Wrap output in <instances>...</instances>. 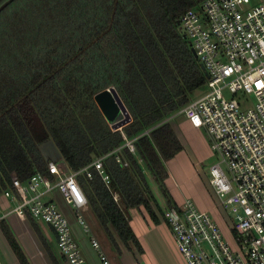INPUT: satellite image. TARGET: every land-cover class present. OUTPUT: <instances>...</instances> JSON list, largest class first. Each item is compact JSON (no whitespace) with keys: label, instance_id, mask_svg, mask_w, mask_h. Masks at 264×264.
<instances>
[{"label":"trees","instance_id":"trees-1","mask_svg":"<svg viewBox=\"0 0 264 264\" xmlns=\"http://www.w3.org/2000/svg\"><path fill=\"white\" fill-rule=\"evenodd\" d=\"M202 1L0 0V197L14 180L48 174L40 147L53 141L101 227L142 252L127 213L144 208L161 223L146 170L171 201L166 163L183 146L165 120L207 81L178 23ZM110 87L132 117L122 132L95 102ZM122 133L137 137L135 155ZM98 159L108 186L91 167ZM27 222L55 262L40 224ZM0 229L19 264H31L6 219Z\"/></svg>","mask_w":264,"mask_h":264},{"label":"built area","instance_id":"built-area-1","mask_svg":"<svg viewBox=\"0 0 264 264\" xmlns=\"http://www.w3.org/2000/svg\"><path fill=\"white\" fill-rule=\"evenodd\" d=\"M180 31L205 69L208 92L165 122L182 116L208 137L218 158L210 167V183L233 216V245L190 199L164 210L161 222L186 264H264V5H253L252 0H203L183 14ZM122 135L123 148L135 155L137 137ZM103 160L91 167L108 186ZM78 175L63 162H50L47 175L37 173L26 183L14 180L1 197L21 221L30 215L37 223L52 226L68 264H89L69 219L54 201L60 195L84 232L91 233L88 200ZM225 196L229 197L224 200ZM91 244L102 264H112L95 238Z\"/></svg>","mask_w":264,"mask_h":264},{"label":"crops","instance_id":"crops-1","mask_svg":"<svg viewBox=\"0 0 264 264\" xmlns=\"http://www.w3.org/2000/svg\"><path fill=\"white\" fill-rule=\"evenodd\" d=\"M252 3L253 5H264V0H252ZM171 122L183 146V150L166 163L169 177L165 185L171 201L164 195L166 206L162 207L157 201L158 205L163 210H166L174 208L172 206L173 203L181 207L187 199H196L199 207L197 209L209 214L214 222L226 227L227 232L232 237L231 226L233 219L227 217V209L223 206L220 197L211 186L210 167L209 181L204 170V166H207L213 160L208 137L202 130L194 127L182 116L173 118ZM197 180L198 183L200 181L212 188L214 195L208 197L199 192L196 193L195 185L190 187L189 184L191 182L195 184ZM54 201L69 219L76 241L89 264H102L99 252L91 244L92 238L99 242L101 252L112 264H186L177 250L168 227L162 222L157 225L153 224L144 208H134L127 213L130 226L142 248V252H138L132 245H130V249H127L112 227H109L110 234L107 233L89 210L86 213V218L90 225L91 233H85L78 224L74 211L64 202L62 197L57 194ZM10 206L12 205H10L9 201L0 197V216L9 222L31 264H68L60 253L56 254L54 252L49 238L44 235L54 253V262L43 250L40 243L33 238L27 226L28 222L21 221L10 213ZM0 264H19L1 229Z\"/></svg>","mask_w":264,"mask_h":264},{"label":"water","instance_id":"water-1","mask_svg":"<svg viewBox=\"0 0 264 264\" xmlns=\"http://www.w3.org/2000/svg\"><path fill=\"white\" fill-rule=\"evenodd\" d=\"M178 25L180 27V22ZM191 52L196 58L194 49H191ZM200 67L204 72V67L202 65ZM206 76L208 75L206 74ZM95 102L108 123L112 125L114 131H120V129H123V127L131 123L132 117L114 87H110L109 89L97 94L95 96ZM40 150L46 161L49 163L52 162L57 164L63 160L53 141H49L48 143L42 145ZM48 227L53 233L56 241H58L55 229L52 226Z\"/></svg>","mask_w":264,"mask_h":264},{"label":"rangeland","instance_id":"rangeland-1","mask_svg":"<svg viewBox=\"0 0 264 264\" xmlns=\"http://www.w3.org/2000/svg\"><path fill=\"white\" fill-rule=\"evenodd\" d=\"M207 92H208V88H207L206 86H203V87H201L200 89L196 90L194 93L191 94V96H190V97H191V100H192V101H195V100L199 99L200 97L204 96ZM212 158H213V160L211 161V163L208 164L207 166H204V170H205V173H206V175H207V179H208V181H209V179H210V175H209V167H211L212 165H214V164L218 161V158H217L216 156L212 155ZM146 176H147V180H148V182H149V185L151 186L152 191H153L154 195H155L156 198H157V201L160 203V205H161L162 207H165V206H166V204H165V202H164L165 197H164V194H163L162 189H161V188L155 183L153 177L150 175V173H148L147 170H146ZM208 181H207V182H208ZM204 182H205V181H204ZM191 183H192V182H191ZM191 183H190L189 185H190V187H192L193 185H195V188H194V189L196 190V193L199 192L200 194H202V195L204 194V195H206V196H208V197H209L210 195H214V193H213V189L210 188V187H208L206 184H204V183H202V182H200V181H199V183H198V180H197V183H195V184L192 183V185H191ZM182 189L185 191L184 188H182ZM167 191H168V190H167ZM169 196H170V195H169ZM228 197H229V196H225L223 199L225 200V199H227ZM194 198H195V197H194ZM191 201L194 203V205H195L197 208H199V207H198V202H197L196 199H195V200H194V199H191ZM226 211H227V213H228V216H227V217H228L229 219H232L233 216H232L230 210H226ZM215 223L217 224V226H218L219 229L221 230V233H222V236H223L224 240H225L226 242L230 243L231 245H233V239H232L230 233L227 232L226 227L222 226L221 224H218L217 222H215ZM27 226H28L29 230L31 231L33 238H35V239L37 240L36 235H35V232L33 231L31 225L28 223ZM40 226H41V229H42L43 232H44V235H45L46 237L49 238V240H50V242H51V246H52L54 252H55L56 254H59L60 252H59V250H58V248H57V245H56V239H55L53 233L51 232V230L49 229V227H48L47 225H45V224H42V223H40ZM29 239H31V238H29ZM37 241H38V240H37Z\"/></svg>","mask_w":264,"mask_h":264}]
</instances>
